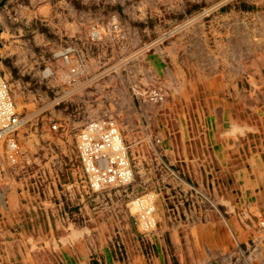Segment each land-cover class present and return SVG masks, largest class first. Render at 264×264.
<instances>
[{
    "label": "rangeland",
    "instance_id": "374dc122",
    "mask_svg": "<svg viewBox=\"0 0 264 264\" xmlns=\"http://www.w3.org/2000/svg\"><path fill=\"white\" fill-rule=\"evenodd\" d=\"M0 77L30 157L0 167V264H264V0H0ZM98 122L132 172L101 193Z\"/></svg>",
    "mask_w": 264,
    "mask_h": 264
},
{
    "label": "built area",
    "instance_id": "2783aa9c",
    "mask_svg": "<svg viewBox=\"0 0 264 264\" xmlns=\"http://www.w3.org/2000/svg\"><path fill=\"white\" fill-rule=\"evenodd\" d=\"M159 96L157 91L151 93L154 100ZM27 124V116L19 111L10 84L0 77V167L25 168L19 136ZM104 125L100 122L90 125L84 135L78 136L76 146L83 177L95 193L104 192L116 183L128 185L132 180L127 148L118 130L113 122L107 123L105 130ZM151 211L149 207L144 208L141 218L146 219Z\"/></svg>",
    "mask_w": 264,
    "mask_h": 264
},
{
    "label": "crops",
    "instance_id": "0c3cea01",
    "mask_svg": "<svg viewBox=\"0 0 264 264\" xmlns=\"http://www.w3.org/2000/svg\"><path fill=\"white\" fill-rule=\"evenodd\" d=\"M28 116H29V115H28ZM30 116L32 117V116H34V115L31 114ZM24 154H25V155H24V157H23V159H22V162L24 163V161L27 160V159L30 161V157H29L28 155H26L25 152H24ZM21 168H22V167H21ZM19 169H20V167H19ZM52 171H53V170H52ZM55 188H56V187H55ZM50 193H52V191H51ZM114 241H115V240H114ZM114 243H115V244H114ZM116 244L118 245V249H117V250H116V248H115V247H116ZM120 245H121V244H120L119 241H115V242L112 243V247H113V249L115 250V252L120 251V252L122 253V247H121ZM134 249H136V247H135Z\"/></svg>",
    "mask_w": 264,
    "mask_h": 264
},
{
    "label": "bare ground",
    "instance_id": "6f19581e",
    "mask_svg": "<svg viewBox=\"0 0 264 264\" xmlns=\"http://www.w3.org/2000/svg\"><path fill=\"white\" fill-rule=\"evenodd\" d=\"M98 133H100V132H98Z\"/></svg>",
    "mask_w": 264,
    "mask_h": 264
}]
</instances>
